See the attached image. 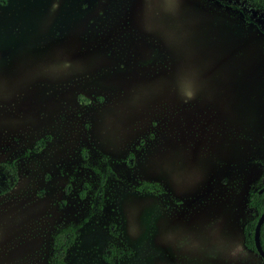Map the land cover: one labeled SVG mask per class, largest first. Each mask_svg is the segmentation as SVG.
<instances>
[{"label": "rangeland", "instance_id": "obj_1", "mask_svg": "<svg viewBox=\"0 0 264 264\" xmlns=\"http://www.w3.org/2000/svg\"><path fill=\"white\" fill-rule=\"evenodd\" d=\"M4 161L0 264L68 225L65 264H264V32L217 0H0Z\"/></svg>", "mask_w": 264, "mask_h": 264}, {"label": "trees", "instance_id": "obj_2", "mask_svg": "<svg viewBox=\"0 0 264 264\" xmlns=\"http://www.w3.org/2000/svg\"><path fill=\"white\" fill-rule=\"evenodd\" d=\"M224 5L230 6L241 12L243 17L251 23H254L257 28L264 32V0H217ZM109 171V170H108ZM18 179L17 166L13 161L0 162V194L10 191L16 184ZM102 182V179L100 183ZM250 191L248 196V206L254 209L256 215L254 218L248 220L243 226L244 244L247 248L256 252L254 245V227L258 216L264 209V190L259 189ZM150 189L158 190L156 184H148ZM77 237V228L74 225H68L55 233L52 240L51 263L52 264H65V257L67 251L74 243ZM260 244L264 250V222L260 228ZM257 253V252H256ZM118 251L111 248L108 254L103 257L106 261L110 262ZM264 262V259H262Z\"/></svg>", "mask_w": 264, "mask_h": 264}, {"label": "water", "instance_id": "obj_3", "mask_svg": "<svg viewBox=\"0 0 264 264\" xmlns=\"http://www.w3.org/2000/svg\"><path fill=\"white\" fill-rule=\"evenodd\" d=\"M264 190V185L259 189V191ZM264 222V209L261 212V214L258 216L255 227H254V245L256 252L259 254V256L264 259V250L261 247L260 244V228L262 223Z\"/></svg>", "mask_w": 264, "mask_h": 264}, {"label": "clouds", "instance_id": "obj_4", "mask_svg": "<svg viewBox=\"0 0 264 264\" xmlns=\"http://www.w3.org/2000/svg\"><path fill=\"white\" fill-rule=\"evenodd\" d=\"M186 95L188 96V98H192L193 93L191 91H189Z\"/></svg>", "mask_w": 264, "mask_h": 264}]
</instances>
